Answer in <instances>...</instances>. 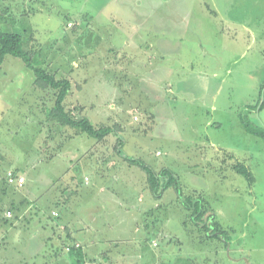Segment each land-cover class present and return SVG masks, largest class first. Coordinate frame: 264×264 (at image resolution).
<instances>
[{
	"label": "rangeland",
	"instance_id": "1",
	"mask_svg": "<svg viewBox=\"0 0 264 264\" xmlns=\"http://www.w3.org/2000/svg\"><path fill=\"white\" fill-rule=\"evenodd\" d=\"M0 31L22 35L36 67L72 82L74 118L114 130L97 141L51 123L53 92L6 57L0 264H71L55 249L78 241L91 255L93 239L113 264H264V0H0ZM125 158L170 169L185 197L203 194L229 244L190 222L174 188L152 197ZM9 171L23 186H8ZM102 175L139 184H113L99 201L112 194Z\"/></svg>",
	"mask_w": 264,
	"mask_h": 264
},
{
	"label": "trees",
	"instance_id": "2",
	"mask_svg": "<svg viewBox=\"0 0 264 264\" xmlns=\"http://www.w3.org/2000/svg\"><path fill=\"white\" fill-rule=\"evenodd\" d=\"M71 28H75V26ZM24 44L27 43L24 42L22 35L0 31V69L7 56L20 58L24 61L26 66L30 68L36 76L34 85L41 90H51L55 96L54 106L51 107L52 109L50 111L45 112L47 119L51 123L61 127L79 130L81 133H85L97 141H102L107 135L112 134L114 130L111 128L95 127L86 117L76 119L72 116L71 111H68L65 106V99L72 89L71 82L67 78L59 80L56 74L51 73L48 69L36 67L32 62L30 52L24 49ZM263 107L264 103L261 109ZM244 125L248 128L249 132L253 131L248 124L244 123ZM262 135H264V133H262ZM125 160L129 165L137 166L145 172L148 187L155 198L160 199L167 190L174 188L178 193L180 203L190 212V222L199 226L200 229L207 233L209 238L221 239L222 237L225 241V245L227 246L229 244V232L214 218L213 211L211 209L209 210L207 206L208 203L202 194L195 193L193 196L185 197L180 186L179 178L168 168L155 171L141 160L129 158H125ZM234 170L238 174L244 176L251 185L254 184V176L245 164L237 163V165H234ZM14 174L19 176L15 171ZM6 175L7 172L4 181L8 184ZM8 186L11 185L8 184ZM71 243L72 242L66 241L61 244L60 248L57 247L54 251L55 258H59L61 253L67 252L71 264H86L87 262L98 264L96 263L97 260H92L88 257L82 245L80 248L71 247L69 251H66V247ZM105 261L109 260L107 259ZM111 264H113V261H111Z\"/></svg>",
	"mask_w": 264,
	"mask_h": 264
},
{
	"label": "crops",
	"instance_id": "3",
	"mask_svg": "<svg viewBox=\"0 0 264 264\" xmlns=\"http://www.w3.org/2000/svg\"><path fill=\"white\" fill-rule=\"evenodd\" d=\"M214 4H216L215 2H213ZM218 10H212V12L218 16ZM244 26L246 27V30L249 31V28H248V24L245 23ZM70 81V80H69ZM71 82V81H70ZM72 83V82H71ZM137 121V120H136ZM125 160V159H124ZM126 162V161H125ZM128 163V162H126ZM129 165V164H128ZM23 173V172H22ZM134 178H136L134 176V174H132ZM102 177L104 178V176L102 175ZM139 176H137L138 178ZM144 178V189H148L150 195L153 197L149 187H148V184H147V177H145L144 175L142 176ZM105 182H103L102 184H100L101 186V192L102 193H105V192H110L112 193L111 195H108L107 193V196L105 198H102L100 199L99 201H111L112 197L115 195V190H118V189H115L113 184H117L118 187H120V190H124V189H130L132 190L133 188L135 187H138V184L139 183H136V182H132L130 180L128 181H123L122 183H120V181L122 180V178H120V175H116L114 176V178H110L109 176H106L105 178ZM132 179V178H131ZM110 181L112 182V184H110ZM120 184V186H119ZM23 186V185H22ZM114 189V190H113ZM128 194V193H127ZM126 194V195H127ZM198 194V193H196ZM203 195V194H202ZM161 205H159L157 203V200H156V203L154 205H152V207L150 206L148 210H146L145 208L143 209L144 211V215L143 217L144 218H150V216H154L155 214H157L158 210L160 209ZM57 211L56 210H53L51 212L52 216H56L54 215V213H56ZM58 216V215H57ZM217 216H214V218L216 219ZM217 220V219H216ZM218 221V220H217ZM219 222V221H218ZM220 223V222H219ZM221 224V223H220ZM47 225V224H46ZM51 226V223L49 224ZM222 225V224H221ZM223 226V225H222ZM224 227V226H223ZM74 241V240H73ZM92 250H91V255L88 254L87 250H86V247H84V250H85V253L88 255L89 258H91L92 260H97L98 264H111V261L110 260H113L110 256L111 254H106V251L105 252H102L100 250V247H99V242L95 239L92 240ZM109 260V261H105V260ZM157 264V263H156Z\"/></svg>",
	"mask_w": 264,
	"mask_h": 264
},
{
	"label": "built area",
	"instance_id": "4",
	"mask_svg": "<svg viewBox=\"0 0 264 264\" xmlns=\"http://www.w3.org/2000/svg\"><path fill=\"white\" fill-rule=\"evenodd\" d=\"M70 26H71V24H70ZM136 120H138L137 117H135V121ZM6 180H7L8 184L11 185V186H22L24 184V181H25L23 177L17 176L16 174H14L13 171L7 172ZM10 215H11V212H9V216ZM54 215L57 216L56 213H54ZM71 247L80 248L81 247V243H79L77 241L76 242H72L71 244H69L66 247V251H69ZM86 264H94V263L87 262Z\"/></svg>",
	"mask_w": 264,
	"mask_h": 264
}]
</instances>
